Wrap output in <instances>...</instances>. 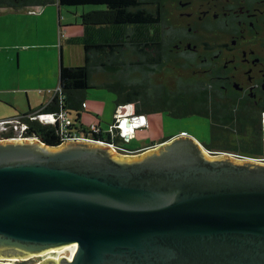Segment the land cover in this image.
<instances>
[{
    "label": "water",
    "instance_id": "1",
    "mask_svg": "<svg viewBox=\"0 0 264 264\" xmlns=\"http://www.w3.org/2000/svg\"><path fill=\"white\" fill-rule=\"evenodd\" d=\"M68 245L38 264H264V162L182 134L137 156L0 140V257Z\"/></svg>",
    "mask_w": 264,
    "mask_h": 264
},
{
    "label": "trees",
    "instance_id": "2",
    "mask_svg": "<svg viewBox=\"0 0 264 264\" xmlns=\"http://www.w3.org/2000/svg\"><path fill=\"white\" fill-rule=\"evenodd\" d=\"M57 2L77 14V21L85 27L84 35L73 39L84 45L85 61L82 65H62L61 89L38 110L56 113L58 122L44 124L27 117L26 136L58 146L65 142L66 130L69 134L88 133L89 124L82 120L88 90L107 89L114 94L117 108L134 104L135 114L147 115L148 121L162 114L174 119L210 118L212 134L207 147L211 152L264 157V110L256 121L241 116L243 112L234 105L215 97L212 81L204 87L199 72H191L188 63L171 58L174 41L167 36V29L162 31L157 24L154 0H0V8L37 12ZM64 114L71 117V123L65 127L60 119ZM233 131L242 136H232ZM93 134L119 143L127 153L144 148L130 147L126 144L130 140L114 138L106 131Z\"/></svg>",
    "mask_w": 264,
    "mask_h": 264
},
{
    "label": "flooded vegetation",
    "instance_id": "3",
    "mask_svg": "<svg viewBox=\"0 0 264 264\" xmlns=\"http://www.w3.org/2000/svg\"><path fill=\"white\" fill-rule=\"evenodd\" d=\"M154 1L157 24L162 31L166 28L174 41L171 58L185 61L191 72H199L203 85L212 81L215 97L234 105L243 112L241 116L259 119L264 110V0ZM27 115L19 118L25 121ZM192 117L197 116L185 118ZM21 124L15 121L7 125L0 138L17 134ZM181 134L192 136L188 131ZM169 136L163 133L161 141L154 140L151 146L168 141ZM232 136L242 135L233 131ZM200 143L208 146L210 140Z\"/></svg>",
    "mask_w": 264,
    "mask_h": 264
},
{
    "label": "crops",
    "instance_id": "4",
    "mask_svg": "<svg viewBox=\"0 0 264 264\" xmlns=\"http://www.w3.org/2000/svg\"><path fill=\"white\" fill-rule=\"evenodd\" d=\"M67 9L57 2L37 11L34 19L38 25L49 24L52 31L51 40L41 44L47 49L45 52H32L31 49L39 45L25 42L15 52L12 50L0 53V120L31 114L46 106L60 85L62 65L75 66L84 63V45L75 43L73 39L82 37L85 27L77 21L78 15L68 12ZM84 117H89L90 122L86 123ZM93 118L84 109L83 122L86 125L96 123L92 121ZM149 122V129L140 137L149 138L150 141L137 148L147 147L153 140L162 137L161 130L153 128L152 121ZM100 127L103 129L102 124Z\"/></svg>",
    "mask_w": 264,
    "mask_h": 264
},
{
    "label": "rangeland",
    "instance_id": "5",
    "mask_svg": "<svg viewBox=\"0 0 264 264\" xmlns=\"http://www.w3.org/2000/svg\"><path fill=\"white\" fill-rule=\"evenodd\" d=\"M104 6L105 4L103 6H100V8H104ZM36 13L37 12H29V10L14 11L7 8H0L1 54L7 53L12 50L13 52H15V50L20 49V45L25 42L39 45L38 47L31 49L32 52H45L47 50L45 47L41 46V44L47 43L51 40V27L49 24L44 23L38 25V23L34 19ZM5 45L10 46L6 47ZM85 103V111L90 114V118L92 116L94 117L92 121H95L96 123H98V125L102 124L103 129L105 130H107L109 128V125L114 122L116 117L115 112L116 114H118L119 111H122L123 107L120 106L117 108L114 94L107 89H89L86 95ZM128 105H133V109L135 112L134 104ZM154 118L155 119L152 118L151 120L152 127H156L157 130H161V132L166 135H178L181 134V132L188 131L199 142L204 143L210 140V122L208 118L192 117L185 119H174L171 117H167L164 114L155 116ZM84 121H86V123H89V117H84ZM97 121H101L102 123L100 124ZM149 127L150 122L148 121V126H145L143 129L138 130V134L132 137L129 142H126V144L130 147L137 148L149 143V138L147 139L145 137H140L141 135L146 134V130L149 129ZM156 141H161V138H156ZM68 142L70 141H67L66 143ZM205 147L208 149L207 146ZM151 148L152 146L150 145L134 153H127L119 150L115 151L111 148V152L120 156H137L147 152L148 150H151ZM52 251L49 250L27 257H0V264H38L41 261L51 259H54L58 262L61 255H65L69 258L72 255V251L69 248L59 251Z\"/></svg>",
    "mask_w": 264,
    "mask_h": 264
},
{
    "label": "built area",
    "instance_id": "6",
    "mask_svg": "<svg viewBox=\"0 0 264 264\" xmlns=\"http://www.w3.org/2000/svg\"><path fill=\"white\" fill-rule=\"evenodd\" d=\"M61 87L59 86L56 91L60 90ZM28 117L32 120H39L41 123L44 124H55L58 122L59 116L56 113H40V112H34L32 114H29ZM60 119L64 122V127L66 125H69L71 123V117H69L67 114L61 115ZM18 121V123L21 124V129L19 132L11 137L8 138H0L2 139H29L34 136H26L25 132L28 129V124L25 121H22L19 117L14 118H5L0 120V133L3 131L8 130L9 124L12 122ZM263 125H264V115H263ZM145 126H148V118L146 115H137L134 112L133 105H125L122 107V111L118 114H116L115 120L113 123L109 125V128L106 130V132H109L112 134L114 138H120L125 141H129L132 137L136 136L137 131L139 129L144 128ZM89 132L85 133H73L69 134V131H64L68 133L65 142L67 141H85V142H92V143H98L103 145L110 146L115 151H124V149L119 145V143L114 142H108L103 139L97 138L93 133L97 132L100 133V131H104L98 123H91L89 125ZM92 132V133H91ZM1 135V134H0ZM142 150V149H139ZM136 151H129L128 153H134ZM212 153H224V152H212ZM227 153V152H225ZM235 156L241 158V159H251L256 160L259 162H264V157H248V156H241L235 153H232Z\"/></svg>",
    "mask_w": 264,
    "mask_h": 264
},
{
    "label": "bare ground",
    "instance_id": "7",
    "mask_svg": "<svg viewBox=\"0 0 264 264\" xmlns=\"http://www.w3.org/2000/svg\"><path fill=\"white\" fill-rule=\"evenodd\" d=\"M66 248H69L72 252L75 251V248H76V245H68V246H64V247H61V248H56V249H52V250H62V249H66ZM50 250V251H52ZM53 252V251H52ZM71 258V257H70ZM8 264V263H7Z\"/></svg>",
    "mask_w": 264,
    "mask_h": 264
}]
</instances>
